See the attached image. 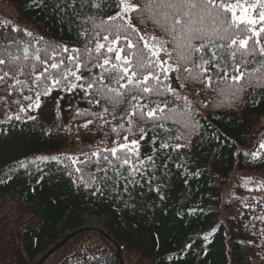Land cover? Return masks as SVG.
I'll return each instance as SVG.
<instances>
[{
	"label": "trees",
	"instance_id": "16d2710c",
	"mask_svg": "<svg viewBox=\"0 0 264 264\" xmlns=\"http://www.w3.org/2000/svg\"><path fill=\"white\" fill-rule=\"evenodd\" d=\"M3 2L14 20L1 23L3 37L31 32L43 37L33 41V48L49 44L84 46L86 38L78 34L80 21L71 9L67 14L56 9V0H44L40 7L32 0ZM112 11L107 9L105 18ZM13 27L20 32H11ZM8 43L11 45L10 40ZM171 82L180 96L188 97L199 127L185 137L190 141L188 146L178 150L160 149V139L153 145L150 141L157 133L160 137L168 133L149 130L140 141L139 153L141 158L152 156L155 163L145 160L148 170L143 176L136 175L135 184L120 178L115 184L98 181L85 187L78 181L79 174L73 171L69 175L61 162L65 156L84 159L83 153L94 152L97 156L93 159H97L115 146L110 125L87 114L102 110L89 104L79 88L72 92L53 88L50 95H42L39 109L27 113L35 120L0 123V264H35L49 247L82 226L83 214L104 217L103 229L119 245L124 264L128 253L136 264H264V236L258 234L264 222L255 219L264 215V195L254 197L249 189L251 182L248 187L244 183L231 185L232 175L238 171L264 186V148L260 147L264 143V97L257 94L264 89H258L252 97L245 93L231 106H214L215 93L211 90L193 98L189 88L179 87L174 73ZM24 94H28L27 89ZM0 97L4 98L0 100V120H4L9 106L13 110L18 107L15 100L20 99V93L7 95L0 86ZM180 104L182 101L176 100L171 107ZM106 118L113 125L117 123L110 116ZM87 120L93 123L85 128ZM168 126L173 132L180 128L171 121ZM123 134L120 143H124ZM132 138L139 139L129 135ZM185 140L167 142L174 147ZM71 142L77 144L75 156L63 152ZM53 156L60 159L52 160ZM43 157L48 159H38ZM21 162L26 167H20ZM109 175L114 177L115 173L110 169ZM96 187L102 191H95ZM238 199L243 202L233 207ZM84 237H97L104 246L78 245L56 264H119L115 245L94 231L74 236L43 264ZM188 244L192 247L186 248Z\"/></svg>",
	"mask_w": 264,
	"mask_h": 264
},
{
	"label": "snow or ice",
	"instance_id": "6c2138e0",
	"mask_svg": "<svg viewBox=\"0 0 264 264\" xmlns=\"http://www.w3.org/2000/svg\"><path fill=\"white\" fill-rule=\"evenodd\" d=\"M32 2L44 6V0ZM55 8L66 14L72 10L80 21L78 34L86 38L84 46L33 48V41L43 37L26 32L23 36L30 39L24 40L23 36L0 34V86L7 95L20 93V99L15 100L18 107L13 110L9 106L0 123L35 120L27 113L38 110L41 96L50 95L53 88L83 91L88 103L102 110L87 114L109 124L115 133V146L105 150L107 155L93 159L97 156L94 152L83 153L84 159L63 157L61 162L69 175L73 171L79 174L78 181L85 187L98 181L115 184L120 178L138 183L136 175L143 176L148 170L145 160L155 163L152 156L141 158L139 153L140 141L149 130L168 133L167 137L157 133L150 141L155 145L160 139V149L188 146L190 141L185 137L197 131L199 121L188 97L180 96L172 86L173 73L179 87L189 88L193 98L207 90L215 93L214 106H231L245 93L252 97L264 89V0H79V7L77 0H56ZM107 9L113 11L105 18ZM11 32L19 33L20 29L13 27ZM93 68L101 71L94 73ZM25 89L28 94H24ZM257 94L264 97V92ZM176 100L182 104L171 107ZM108 116L117 123L111 124ZM169 121L180 128L173 132ZM92 123L87 120L83 126ZM122 133L124 143L119 142ZM129 135L139 139H129ZM169 139L185 142L173 147ZM260 147L264 148V143ZM20 167L26 164L21 162ZM110 169L114 177L109 175ZM95 191L102 189L96 187ZM255 219L264 222V215ZM258 234L264 236V229Z\"/></svg>",
	"mask_w": 264,
	"mask_h": 264
},
{
	"label": "rangeland",
	"instance_id": "374dc122",
	"mask_svg": "<svg viewBox=\"0 0 264 264\" xmlns=\"http://www.w3.org/2000/svg\"><path fill=\"white\" fill-rule=\"evenodd\" d=\"M249 2H251V0H249ZM12 21H14V20L12 17L11 10L9 8H7V6L5 5L3 0H0V25H1V23L12 22ZM48 117L49 116L47 114H45V118H48ZM73 141H75V140H73ZM145 144L146 143L144 141L141 142V145L143 147L145 146ZM99 146H101V145H99ZM76 151H77V144L73 146V142H71V146H69L68 148L63 150L64 154L73 155V156H75ZM251 180L252 181H250V179L247 177L246 173H241V172L236 171L232 175L231 185H232V187H236V185H238V183H244L248 187L249 183L251 182L249 189L253 190L252 195L254 197H259V196L264 195V186H261L260 184H258L254 178ZM221 190H222V194L224 195L225 194L224 193L225 192V186L224 185L222 186ZM242 202L243 201L241 199H238L237 204H233V207L238 206ZM81 221H82V226L91 227V228H95V229H101V228H103L104 217L103 216L98 217V216H91V215L83 214L81 217ZM84 242H86V243H84ZM97 244H100V245L102 244V241L99 238L92 237V238L86 240V238L84 237L78 241H75V242H72L71 244H69L66 249H64L63 251L58 253L56 256L51 258L46 264H56L60 260V258H62V256H64L66 253H68V251L73 250L78 245L82 246V245H97ZM102 245L104 246V244H102ZM135 261H136V259L132 256V254L128 253L126 255V264H136Z\"/></svg>",
	"mask_w": 264,
	"mask_h": 264
},
{
	"label": "water",
	"instance_id": "95a60500",
	"mask_svg": "<svg viewBox=\"0 0 264 264\" xmlns=\"http://www.w3.org/2000/svg\"><path fill=\"white\" fill-rule=\"evenodd\" d=\"M85 231H94L96 233L101 234L106 240L113 243L116 247V255L119 261V264H124L121 254H120V248L119 245L115 242V240L108 235L102 228L101 229H95L91 227H85L81 226L71 232H69L66 236H64L59 242H57L55 245L49 247L42 255L39 256L35 264H43L53 253L58 251L60 248H62L69 240H71L74 236L85 232Z\"/></svg>",
	"mask_w": 264,
	"mask_h": 264
}]
</instances>
